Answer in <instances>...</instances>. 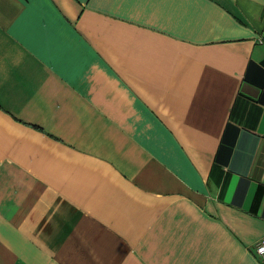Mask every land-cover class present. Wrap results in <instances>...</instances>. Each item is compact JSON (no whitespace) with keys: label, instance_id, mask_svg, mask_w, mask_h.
<instances>
[{"label":"crops","instance_id":"0c3cea01","mask_svg":"<svg viewBox=\"0 0 264 264\" xmlns=\"http://www.w3.org/2000/svg\"><path fill=\"white\" fill-rule=\"evenodd\" d=\"M264 0H0V264H262Z\"/></svg>","mask_w":264,"mask_h":264},{"label":"built area","instance_id":"2783aa9c","mask_svg":"<svg viewBox=\"0 0 264 264\" xmlns=\"http://www.w3.org/2000/svg\"><path fill=\"white\" fill-rule=\"evenodd\" d=\"M253 251L258 260L264 264V236L254 244Z\"/></svg>","mask_w":264,"mask_h":264}]
</instances>
